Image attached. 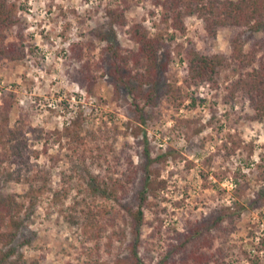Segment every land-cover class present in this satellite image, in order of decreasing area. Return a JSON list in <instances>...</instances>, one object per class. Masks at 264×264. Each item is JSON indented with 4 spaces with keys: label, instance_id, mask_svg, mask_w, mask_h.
I'll list each match as a JSON object with an SVG mask.
<instances>
[{
    "label": "rangeland",
    "instance_id": "1",
    "mask_svg": "<svg viewBox=\"0 0 264 264\" xmlns=\"http://www.w3.org/2000/svg\"><path fill=\"white\" fill-rule=\"evenodd\" d=\"M111 2L18 1L26 55L19 61L0 60V104L1 96L12 100L11 125L21 120L25 128L51 132L41 138L37 132L25 134L31 162L44 170L51 187L60 194L67 189L68 195H62V203H53L51 193L38 197L34 205L26 201L17 253L39 264H87L88 254L109 261L127 256L132 224L126 206L135 207L137 195L145 190L139 255L146 264L176 261L180 253L174 252L173 245L186 222L221 206L243 207L226 243L216 242L227 254L223 264H264V205L249 204L257 192L264 191V172L256 166H264V117L254 118L247 97L225 101L224 74L218 87L207 83L185 87L180 106L170 105L165 97L167 82H183V54L189 40L207 53L227 56L236 31L221 28L210 38L203 20L193 15L184 19V34L171 28L163 32L159 55L162 62L168 61V69L140 115L131 97L114 94L106 76L98 78L90 94L76 81L80 62L71 55L73 42H92L95 49L86 54L91 59H97L106 43L98 32L122 47L135 48L124 29L108 22L105 8ZM125 16L129 22H143L151 35L163 29L153 25L159 22V7L153 0H128ZM15 31H9V39ZM242 38L247 50L264 38V32L244 29ZM72 120L81 126L82 134L90 132L89 147L80 154H73L70 144L54 132ZM16 168L2 165L1 188L4 194L22 199L27 184L14 180ZM90 173L125 182L131 174L134 180L127 183L122 203L98 196L93 201L85 182ZM82 197L87 200L81 206L97 213L98 221L85 230L60 211L62 207L71 212L73 198ZM73 214L84 216L79 207Z\"/></svg>",
    "mask_w": 264,
    "mask_h": 264
},
{
    "label": "trees",
    "instance_id": "2",
    "mask_svg": "<svg viewBox=\"0 0 264 264\" xmlns=\"http://www.w3.org/2000/svg\"><path fill=\"white\" fill-rule=\"evenodd\" d=\"M18 1L0 0V60L19 61L26 55L27 44L18 16ZM111 1L105 8L108 22L111 26L124 29L130 41L135 44V48L122 47L105 34L98 32L100 40L106 43L100 47L97 59H91L86 57V54L95 49L92 42L85 44L81 41L73 42L70 46L71 55L80 62L76 81L86 88L87 93H93L98 78L106 76L114 89V94L124 93L131 97L135 111L142 115L154 97L162 74L168 69V61L162 62L159 55L164 45L163 32L171 28L184 34L186 32L184 19L194 15L203 20L204 29L210 38H214L221 28L236 31L231 37V53L227 56L207 53L189 40L183 54L186 63L183 82L166 83L167 102L172 106H180L186 97L183 91L185 87L206 83L218 87L219 80L224 74L227 81L225 101H232L238 95L247 97L254 118L261 120L264 117V38L257 40L247 50L244 48L245 41L242 38L244 29L256 33L264 32V0H153L155 7H159V22H153V25L163 27L154 35L150 34L143 22L127 20L125 10L128 8V0ZM12 29L16 31L14 37L9 39V31ZM12 105L10 98L1 96L0 168L5 163L15 164L17 168L14 180L26 183L27 190L22 199L14 193L4 194L0 181V264H39L37 259L26 261L17 253V246L21 244H17V241L23 226L21 212L26 206V201L28 205H34L38 197L46 193H51L53 203H62V195L67 197L68 190L64 189L63 194H60L49 185L44 170L31 162L32 154L25 134L33 131L41 138L42 133L51 132L34 127L25 128L21 120L11 125L9 113ZM54 132L57 133L59 140L63 138L70 144L73 154H80L89 147L87 135L90 132L82 134L81 126L76 120ZM44 149L46 151L45 145ZM34 157L37 158L38 154ZM256 166L262 168L264 172L263 165L257 163ZM132 180L134 179L131 174L125 182L111 175L100 176L90 173L85 182L88 194L94 198L93 201L98 196L103 200L122 203V199L128 194L127 183ZM146 196L145 190H142L137 195V205L126 206L132 224L129 254L112 261L99 257L92 258L88 254L87 264H146L139 255L141 226L144 223L143 204ZM263 198L264 191L257 192L249 204L253 208L264 205ZM86 200L85 197L73 198L69 213L60 208L66 220L74 225L84 226V230L88 224L98 225L97 213H89L81 206V201ZM78 207L84 213L82 218L73 214ZM242 210L243 207L230 209L221 206L201 219L187 221L177 238V244L173 245L174 252L180 255L172 264H210L215 261L223 264L227 254L223 247L216 246V242L220 240L226 243ZM99 229L96 232L97 236Z\"/></svg>",
    "mask_w": 264,
    "mask_h": 264
}]
</instances>
